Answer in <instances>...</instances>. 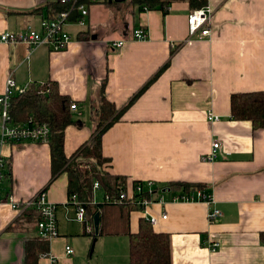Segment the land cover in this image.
Listing matches in <instances>:
<instances>
[{
  "label": "crops",
  "instance_id": "crops-1",
  "mask_svg": "<svg viewBox=\"0 0 264 264\" xmlns=\"http://www.w3.org/2000/svg\"><path fill=\"white\" fill-rule=\"evenodd\" d=\"M58 1L0 0V35L29 26L39 30L46 7ZM127 3L90 4L84 26L71 16L65 26L71 41L59 52L0 43V95L9 77L24 90L55 83L58 93L77 106L71 110L75 124L64 130L69 158L90 141L92 106L103 91L121 112L101 136L102 154L109 160L103 171L124 178L128 190L134 182H151L157 191L145 212L131 213L130 231H137L145 213L157 218L151 227L169 235L171 264H264L259 238L264 233V130L230 120L232 94L264 91V0H206L212 10L210 36L200 40L188 34L187 16L194 9L187 0H173L164 12L132 5L120 18L115 8ZM75 26L79 29L73 32ZM135 29L145 31L147 39L129 40ZM124 39L122 47H111ZM208 113L217 121L209 122ZM214 142L219 144L214 159L203 161ZM0 153L9 172L3 187L18 202L44 191L56 205L58 236L41 239L47 252L36 264H52L51 259L56 264H129L125 236H98L90 253L94 226L88 223L92 231L87 232L74 220L67 174L50 182L49 144H4ZM171 183L202 186L212 205L173 202L180 191L169 188ZM93 192L91 204L99 203ZM208 209L219 210L221 217L209 223ZM35 228L24 213L0 205V264H25ZM207 242L218 243V250L210 251ZM66 247L73 251L69 256Z\"/></svg>",
  "mask_w": 264,
  "mask_h": 264
},
{
  "label": "trees",
  "instance_id": "trees-1",
  "mask_svg": "<svg viewBox=\"0 0 264 264\" xmlns=\"http://www.w3.org/2000/svg\"><path fill=\"white\" fill-rule=\"evenodd\" d=\"M172 1L131 0V3L135 6H143L147 10L159 9L164 12ZM187 1L194 10L206 6V0ZM85 2L87 3V0L76 4L73 2L61 4L59 0L46 7V16L51 18L59 12L69 11L72 18L76 20L79 17L77 6ZM71 103L68 97L58 93L56 84L53 82L32 84L23 94L11 97L9 116L15 124L25 123L29 118L49 124L50 182L66 173L68 199L76 195L79 202L83 203L86 222L93 224L94 216L99 215L98 235L95 236L94 232L90 234L93 241L98 236H125L129 243V264H171L168 234L155 232L142 218L138 220L137 231L133 233L130 231V215L138 210L136 206L129 202L121 205H109L103 201L91 204L95 182L100 185L103 192L110 195H115L119 187L123 189L126 187L124 178L100 170V167L109 163V160L102 154L101 136L118 121L121 112H118L114 105L106 100L102 91L100 99L92 106L95 129L90 141L67 158L64 154V130L69 125L75 124L71 118ZM230 120L247 121L250 122L254 131L264 130V91L232 94L230 96ZM8 175L9 172L6 176ZM136 183L140 182L133 184ZM168 186L179 191L202 190L203 188L183 183H171ZM24 218L34 226L40 219L35 210L24 212ZM259 238L264 244V233H261ZM46 252L47 243L38 237L32 238L27 243L25 264H36L37 259Z\"/></svg>",
  "mask_w": 264,
  "mask_h": 264
},
{
  "label": "built area",
  "instance_id": "built-area-1",
  "mask_svg": "<svg viewBox=\"0 0 264 264\" xmlns=\"http://www.w3.org/2000/svg\"><path fill=\"white\" fill-rule=\"evenodd\" d=\"M82 0H60L61 4H67L73 2L76 4ZM99 0H87V3H80L77 6V12L79 17L77 24L84 26L88 15L87 6L95 4ZM71 13L69 11H62L54 14L51 18L44 17L40 21L39 30H35L32 27H28L25 32L21 33H4L0 35V43L4 44H17L24 43L30 48L35 50L40 46H47L53 52H59L70 44L71 37L65 30V26L69 22ZM212 17V10L209 6L192 11L187 16V28L189 37H196L199 40L208 38L210 36V22ZM147 39V34L142 29H135L129 40L142 42ZM126 39L111 42V47L118 49L126 43ZM24 89L16 87L14 80L9 77L6 81L4 93L0 95V147L4 144H19L29 142L33 144L45 145L50 141V127L46 122H38L33 118H29L25 123L15 124L12 122L9 116L10 99L14 95L23 94ZM70 109L76 110V105H71ZM209 122L217 121L212 113L207 114ZM219 149L218 142H214L211 147L210 153L203 157V161L211 162L215 157V152ZM7 163L0 153V205L6 204L12 210L24 213L29 210H35L39 215V221L36 224V236L43 240H51L58 236L57 219H56V205L50 202L44 191L37 193L32 198L18 202L14 194L10 190H6L3 187V183L6 180ZM93 190H102L100 185L95 182L93 184ZM164 192L167 189H163ZM153 184L148 182L147 184H132L129 190L127 187H119L115 195L108 193L103 194V202L109 205H121L124 202H129L136 206L139 211H144L147 206L156 201L152 198L156 194ZM173 202H187V203H203L206 206L212 205L211 197L203 190L192 191H180L178 195L172 198ZM163 202V198L159 199V203ZM68 203L75 207V221L85 225L87 232L92 231V226L86 222L85 208L83 203L79 202L76 195L71 196L68 199ZM145 216V220L150 226L157 224V218ZM221 217V213L217 209H208L206 218L209 223L217 221ZM166 213L161 214V219L166 220ZM207 248L215 252L219 248L218 243H206ZM65 253L67 256L71 255L73 251L70 247H66ZM52 264H56L55 259H51Z\"/></svg>",
  "mask_w": 264,
  "mask_h": 264
},
{
  "label": "rangeland",
  "instance_id": "rangeland-1",
  "mask_svg": "<svg viewBox=\"0 0 264 264\" xmlns=\"http://www.w3.org/2000/svg\"><path fill=\"white\" fill-rule=\"evenodd\" d=\"M130 1V3H127L125 6H123V7H121L120 9H118V8H115V10L117 11V16H119L120 18L121 17H124L126 14H127V12H128V9H129V7H131L132 6V3H131V0H129ZM76 27V26H75ZM79 28H72L71 30L73 31V32H76L77 30H78ZM72 36H74V34H72ZM105 166V164L102 166V168L100 167V170H104V167ZM93 196H94V200L96 201V202H102V198H103V194L100 192V191H95V192H93ZM95 248H96V244H95V246H94V248H93V250H95ZM95 261V257L93 256L91 259H90V262H94Z\"/></svg>",
  "mask_w": 264,
  "mask_h": 264
},
{
  "label": "water",
  "instance_id": "water-1",
  "mask_svg": "<svg viewBox=\"0 0 264 264\" xmlns=\"http://www.w3.org/2000/svg\"><path fill=\"white\" fill-rule=\"evenodd\" d=\"M113 1L115 3H121V2H123V0H113ZM93 226H94V235L97 236L98 235V232H99V215L98 214H96L94 216ZM94 242H95V240L93 241V244L91 246L90 253H92V251H93Z\"/></svg>",
  "mask_w": 264,
  "mask_h": 264
}]
</instances>
